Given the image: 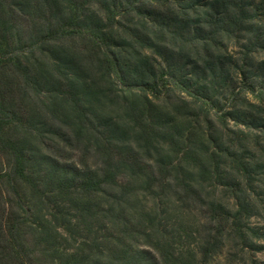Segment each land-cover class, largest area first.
<instances>
[{
	"label": "trees",
	"instance_id": "16d2710c",
	"mask_svg": "<svg viewBox=\"0 0 264 264\" xmlns=\"http://www.w3.org/2000/svg\"><path fill=\"white\" fill-rule=\"evenodd\" d=\"M256 239L264 0H0V264H257Z\"/></svg>",
	"mask_w": 264,
	"mask_h": 264
},
{
	"label": "rangeland",
	"instance_id": "374dc122",
	"mask_svg": "<svg viewBox=\"0 0 264 264\" xmlns=\"http://www.w3.org/2000/svg\"><path fill=\"white\" fill-rule=\"evenodd\" d=\"M262 223L257 219V218H251L248 222V226L249 227H255V228H259L261 227ZM199 239V237H198ZM198 243H199V240H198ZM255 244L258 246V245H263L264 244V239H256L255 240ZM253 260H255V262L257 264H264V251L263 250H257V251H254L252 252L251 254ZM221 262V264H224V261L222 259L219 260Z\"/></svg>",
	"mask_w": 264,
	"mask_h": 264
}]
</instances>
